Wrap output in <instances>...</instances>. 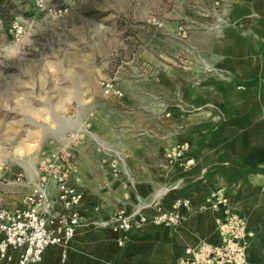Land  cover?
Returning a JSON list of instances; mask_svg holds the SVG:
<instances>
[{
  "label": "crops",
  "instance_id": "crops-1",
  "mask_svg": "<svg viewBox=\"0 0 264 264\" xmlns=\"http://www.w3.org/2000/svg\"><path fill=\"white\" fill-rule=\"evenodd\" d=\"M233 1L236 14L228 15L240 20L189 31V47L169 52L178 60L158 67L156 84L118 71L112 80L123 95L105 97L98 81H73L77 102L94 103L68 148V182L83 194L81 221L66 245H48L36 264H173L187 247L221 243L219 223L229 210L250 232L247 264H264V0ZM174 148L181 154L171 157ZM24 168L16 171L23 177H16L15 207L39 176L34 162ZM55 193L49 179L47 195L59 206ZM212 193L226 203L194 209ZM177 196L190 207L175 226L116 232L99 223L119 209L168 208Z\"/></svg>",
  "mask_w": 264,
  "mask_h": 264
},
{
  "label": "rangeland",
  "instance_id": "rangeland-1",
  "mask_svg": "<svg viewBox=\"0 0 264 264\" xmlns=\"http://www.w3.org/2000/svg\"><path fill=\"white\" fill-rule=\"evenodd\" d=\"M34 1L17 3L13 17L26 28L20 41L0 31V206L8 208L23 177L16 171L82 136V112L94 103L77 102L73 81L99 85L122 71L156 84L158 67L178 60L169 52L189 47V31L225 30L240 20L228 15L236 14L233 0H66L59 16Z\"/></svg>",
  "mask_w": 264,
  "mask_h": 264
},
{
  "label": "built area",
  "instance_id": "built-area-1",
  "mask_svg": "<svg viewBox=\"0 0 264 264\" xmlns=\"http://www.w3.org/2000/svg\"><path fill=\"white\" fill-rule=\"evenodd\" d=\"M34 7L48 15H63L68 5H56L48 0H35ZM5 32L15 41H20L26 28L22 20L13 17L5 26L0 19V31ZM104 95L121 97L123 92L110 78L99 81ZM69 144L49 151L39 162V176L32 189L21 198V204L15 208L0 206V264H36L41 260L42 252L51 244L66 245L73 237L81 221L79 206L83 199L82 192L68 182L71 165L68 161ZM180 149L169 156H179ZM193 163L192 158L186 164ZM53 180L56 193L55 206L47 195V181ZM226 203L221 194H209L194 209L216 208ZM190 207L188 197H174L168 208L161 205L153 213H146L137 208L131 213L119 209L99 223L109 226L113 231L125 232L145 223L177 225L182 220L183 209ZM223 231L219 244L201 243L195 248L187 247L184 255L173 264H247V225L244 218L229 210L219 223ZM118 239V244L122 243Z\"/></svg>",
  "mask_w": 264,
  "mask_h": 264
},
{
  "label": "trees",
  "instance_id": "trees-1",
  "mask_svg": "<svg viewBox=\"0 0 264 264\" xmlns=\"http://www.w3.org/2000/svg\"><path fill=\"white\" fill-rule=\"evenodd\" d=\"M19 0H0V19L5 26L12 18L16 11ZM56 5H67L66 0H49Z\"/></svg>",
  "mask_w": 264,
  "mask_h": 264
}]
</instances>
